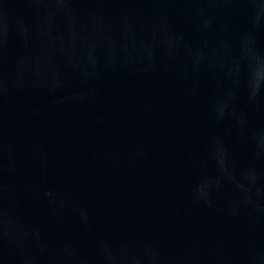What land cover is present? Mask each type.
<instances>
[{
    "label": "water",
    "instance_id": "95a60500",
    "mask_svg": "<svg viewBox=\"0 0 264 264\" xmlns=\"http://www.w3.org/2000/svg\"><path fill=\"white\" fill-rule=\"evenodd\" d=\"M0 264H264V0H0Z\"/></svg>",
    "mask_w": 264,
    "mask_h": 264
}]
</instances>
